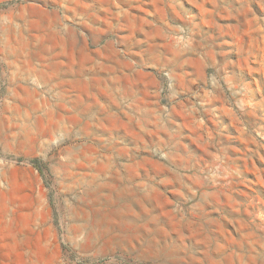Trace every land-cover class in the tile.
<instances>
[{"label": "rangeland", "instance_id": "rangeland-1", "mask_svg": "<svg viewBox=\"0 0 264 264\" xmlns=\"http://www.w3.org/2000/svg\"><path fill=\"white\" fill-rule=\"evenodd\" d=\"M0 264H264V0H0Z\"/></svg>", "mask_w": 264, "mask_h": 264}]
</instances>
